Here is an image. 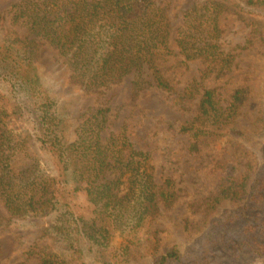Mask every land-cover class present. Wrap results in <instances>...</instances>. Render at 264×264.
Returning a JSON list of instances; mask_svg holds the SVG:
<instances>
[{"label": "trees", "instance_id": "1", "mask_svg": "<svg viewBox=\"0 0 264 264\" xmlns=\"http://www.w3.org/2000/svg\"><path fill=\"white\" fill-rule=\"evenodd\" d=\"M228 4L236 7L235 0L194 1L173 36L176 50L170 48V20L157 0H21L10 6L12 20L25 27L26 35L0 37V79L9 86H19L32 103L36 139L51 158L55 175L46 173L36 156L28 155L25 137L9 127L10 113L1 103L0 201L11 216L38 218L55 213L53 230L66 254L43 252L40 264H89V258L91 264H118L113 260L119 256L117 252L122 250L120 255L125 256L130 244H142L143 233L160 214V202H170L174 190L169 177L157 184L144 168L139 199L130 204L128 193H120L121 178L133 165L145 166L148 152L134 146L123 126L117 132H105L108 107L84 112L74 131L75 139L63 143V119L41 80L40 65L32 51L35 40L55 49L70 79L84 90L108 88L127 80L135 93L145 85L170 92L172 86L157 63L167 55L178 54L183 63L200 59L202 75L230 69L232 55L221 48L218 24L222 8ZM196 96L195 115L178 128L190 137L193 150L204 137L234 130L243 94L236 90L221 105L213 89L193 80L173 103L179 105ZM1 99L4 96L0 93ZM23 156L29 160L21 163ZM69 192H83L95 217L76 215L65 199ZM224 199L241 205L212 221L192 253L184 255L173 244L161 248L149 264H245L264 257V239L256 232L257 223L253 225L250 214L264 199V165L252 177H222L207 202L213 207ZM112 225L126 232L128 245L110 257L106 250ZM151 238L154 254L159 246ZM127 261L125 257L123 262Z\"/></svg>", "mask_w": 264, "mask_h": 264}, {"label": "rangeland", "instance_id": "2", "mask_svg": "<svg viewBox=\"0 0 264 264\" xmlns=\"http://www.w3.org/2000/svg\"><path fill=\"white\" fill-rule=\"evenodd\" d=\"M19 1L0 0V37L3 39L26 35L25 27L11 18L10 6ZM157 1L170 20V48L176 50L175 31L181 25L185 10L196 0ZM251 1L246 4V0H235L236 7L225 5L218 17L221 48L232 55L229 70L219 73L213 70L202 75L204 64L200 59L183 63L182 56L175 53L159 59L158 66L172 86L170 92L145 85L135 93L127 80L108 88L84 90L70 79L69 70L55 49L35 40L32 51L40 65L41 80L55 99L63 119V143L67 145L75 139L74 131L83 121L84 112L108 107L105 132H117L123 126L134 146L148 152L145 166L133 165L121 178L120 193H128L130 204L139 199L144 168L157 184L166 177L173 182V198L167 203L160 202V214L143 233L142 244H130L127 255H120L127 244L126 232L118 225L109 227L106 254L111 257L121 250L117 252L120 257L113 259L116 263L149 264L161 248L173 244L184 255L192 253L212 221L241 205L224 199L210 207L207 200L216 193L222 177H252L264 165V0ZM193 80L199 81L203 88L213 89L221 105L236 90L243 94L234 117V130L202 138L196 150L190 148V137L178 128L183 120L195 115L198 96L185 98L179 105L173 103V98ZM0 93L4 96L0 104H5L10 113L9 127L25 137L28 155L36 156L40 167L55 175L51 158L44 154L36 139V118L25 92L0 79ZM26 160L28 157H21V163ZM65 199L76 215L86 219L95 217L93 205L83 192H69ZM250 214L253 225L257 223L256 232L264 239V199ZM54 224L55 213L38 218L11 216L0 201V264H40L39 257L46 251L65 255L64 244L54 233ZM151 237L159 246L154 254ZM125 257L127 262H123ZM86 261L92 263L90 258ZM245 264H264V257Z\"/></svg>", "mask_w": 264, "mask_h": 264}]
</instances>
